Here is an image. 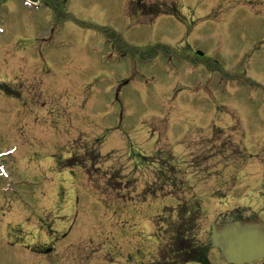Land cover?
Wrapping results in <instances>:
<instances>
[{
    "label": "rangeland",
    "instance_id": "1",
    "mask_svg": "<svg viewBox=\"0 0 264 264\" xmlns=\"http://www.w3.org/2000/svg\"><path fill=\"white\" fill-rule=\"evenodd\" d=\"M129 1H0V264L32 259L22 221L70 232L74 264H157L188 210L226 264L210 226L264 212V0Z\"/></svg>",
    "mask_w": 264,
    "mask_h": 264
},
{
    "label": "flooded vegetation",
    "instance_id": "2",
    "mask_svg": "<svg viewBox=\"0 0 264 264\" xmlns=\"http://www.w3.org/2000/svg\"><path fill=\"white\" fill-rule=\"evenodd\" d=\"M3 3H5V0H0ZM27 2L30 6L29 9L32 11H39L41 8V0H23ZM51 2V12L57 16V4L61 9H58L63 11L64 6L69 2V0H50ZM131 3L134 5L136 3L135 0H132ZM12 8L8 7V11L12 12ZM5 37L3 32L0 30V54L4 57H6L4 54H2V48L4 47V42L1 41V39ZM38 39V38H37ZM18 51H25V49H16ZM15 51V50H14ZM0 55V57H1ZM10 57V56H7ZM4 61L6 64H8L9 68L11 67L12 70L15 71H22L21 67L16 66L10 61V64L7 63V58H4ZM7 66V65H6ZM17 98L15 99V102L17 103ZM2 179V178H0ZM20 181V180H19ZM22 183L23 180H21ZM56 197V196H55ZM57 199V197H56ZM21 202L23 199H20ZM44 202V199H43ZM49 204H55L54 200H50ZM262 208H264V196L262 198ZM1 210V207H0ZM235 212L232 213V216L234 215L235 219H243L246 221H257L260 220L264 223V212L260 213H254L251 212L248 215L241 216V210L238 208L234 209ZM47 214V213H45ZM10 228V227H9ZM59 232V231H58ZM11 235H7V237L11 236H16V237H21L22 240L16 241V242H8L7 244H12L13 245H19V243H23L26 241L24 245V249L28 250V256H31L32 259L29 261V264H64L65 262H68V264H74V262L78 261V259L82 257H86L87 252L85 248L80 246H76L79 243L78 242H72V243H63L65 239L68 238L70 235L67 234L66 232H62L59 236V238L52 240V239H47L44 237V234L42 236L41 232H36L35 231V226H29L26 222L22 221V224H17L16 229H13L9 232ZM31 245H27L29 243ZM123 248V247H122ZM118 248L119 250V256L124 258L126 264H136L137 258L140 257L141 255V249H137L136 247L130 251L129 248ZM175 249V251H174ZM167 254V259L165 262H161L160 260L158 261L157 264H189V259L192 256L191 252L188 247L187 242H167L166 243V249L165 251ZM51 257H55L50 260ZM57 257H59V261L57 262ZM43 258H47V261L45 262ZM81 259V258H80ZM55 260V262H53ZM162 260V259H161ZM198 262V261H197ZM201 262V263H200ZM195 264H206L204 260L200 261ZM252 264H264V259L252 263Z\"/></svg>",
    "mask_w": 264,
    "mask_h": 264
},
{
    "label": "water",
    "instance_id": "3",
    "mask_svg": "<svg viewBox=\"0 0 264 264\" xmlns=\"http://www.w3.org/2000/svg\"><path fill=\"white\" fill-rule=\"evenodd\" d=\"M211 243L228 264H249L264 258V226L232 222L211 226Z\"/></svg>",
    "mask_w": 264,
    "mask_h": 264
},
{
    "label": "trees",
    "instance_id": "4",
    "mask_svg": "<svg viewBox=\"0 0 264 264\" xmlns=\"http://www.w3.org/2000/svg\"><path fill=\"white\" fill-rule=\"evenodd\" d=\"M173 15L177 14L176 8L174 9V12L172 13ZM175 167V165H173L171 168L173 169ZM173 187H175V185L173 184ZM187 212V211H185ZM184 212V213H185ZM183 213V214H184ZM186 217V222H184L183 228L180 229V224H178V226H175L174 222H170V227H168V230L170 231V240H168L169 242L173 241V242H184L187 241V243H189L190 245V250H192V245H193V240H194V235L192 234L193 232V227H191V214H189V210ZM182 215V213L179 214V216ZM183 219V218H182ZM193 219V218H192ZM189 221V222H188ZM179 229V231H178ZM183 233V235H182ZM160 251H162V248H160ZM165 251V250H164ZM163 251V252H164ZM175 251V249H174ZM161 262H165L166 258H161ZM203 259V253H201L200 257L199 256H191L189 261H202Z\"/></svg>",
    "mask_w": 264,
    "mask_h": 264
}]
</instances>
